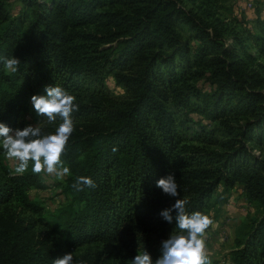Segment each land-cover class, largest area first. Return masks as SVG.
<instances>
[{"label":"trees","instance_id":"obj_1","mask_svg":"<svg viewBox=\"0 0 264 264\" xmlns=\"http://www.w3.org/2000/svg\"><path fill=\"white\" fill-rule=\"evenodd\" d=\"M188 1L21 0L14 13L10 0H0V123L23 130L31 97L46 95V86H61L79 105L61 157L72 204L43 220L50 233L1 212L12 201L40 212L29 192L44 187L46 172L34 174L30 161L16 173L0 145V264H52L85 245L123 242L141 246L155 264L159 241L179 231L163 210L183 199L189 214L202 212L214 223L215 207L238 185L258 214L213 264L264 263V155L253 153L254 144L264 151V76L251 69L248 51L253 44L264 56V27L227 45L224 30ZM12 56L21 61L15 73L2 62ZM109 78L124 96L112 95ZM189 113L216 123L222 138L202 126L194 140L204 145L190 143ZM59 123L42 128L54 133ZM169 173L178 197L156 186ZM79 176L96 187L75 191ZM74 264L108 263L82 255Z\"/></svg>","mask_w":264,"mask_h":264},{"label":"rangeland","instance_id":"obj_2","mask_svg":"<svg viewBox=\"0 0 264 264\" xmlns=\"http://www.w3.org/2000/svg\"><path fill=\"white\" fill-rule=\"evenodd\" d=\"M10 2L14 13L21 10V0H10ZM185 5L188 8H192L205 20L223 29L227 45L234 42L235 36L244 38L250 34H263L264 0H194L186 2ZM181 32L185 36L191 35L186 26L181 25ZM252 45L248 49L253 57V59L249 60L250 67L254 70H260L264 76V56H261L258 49ZM107 86L115 98L124 96V90L120 86H117L113 78L107 80ZM199 86L203 90L210 89L209 84L204 80L199 81ZM189 114L191 121L185 124V137L191 140L190 143L204 145L194 140L199 132H201L202 126H206L208 130L216 128V136L222 138L224 133L218 130L216 123L210 125V122L199 113ZM24 120L25 127L35 126L38 123L42 127L47 125L46 120L42 116L37 115L31 102L29 112L24 116ZM262 152L264 155L263 149L254 144L253 153L260 155ZM6 162L13 170L18 164L15 160L6 159ZM66 177L67 175L57 178L55 174L46 173L44 187L29 192L31 199L42 209L40 212L37 213L29 210L17 201L5 204L1 212L5 216L12 215L18 219L20 218V220H24L28 224L33 223L35 226L34 232L36 231V233H50L43 226V220H51L57 212L68 208L72 204L71 197L64 191ZM215 208L217 220L206 230L204 237L206 252L211 264L224 260L225 256L234 247L235 238L240 233L243 225L258 214L257 207L249 202L244 187L241 185L236 186L230 192L228 200L224 204L217 205ZM163 241L165 240L161 239L158 246ZM138 252H142L141 246L138 245L131 248L127 247L123 242L112 245H85L70 253H73L74 257L91 255L98 259H104L108 264H130Z\"/></svg>","mask_w":264,"mask_h":264},{"label":"clouds","instance_id":"obj_3","mask_svg":"<svg viewBox=\"0 0 264 264\" xmlns=\"http://www.w3.org/2000/svg\"><path fill=\"white\" fill-rule=\"evenodd\" d=\"M6 70L15 73L21 61L15 56L2 58ZM46 95H33L31 104L37 115L42 116L48 125L60 123L54 133H45L41 124L27 126L23 130L12 129L0 123V145L5 157L18 162L14 171L24 174L32 162V172L39 174H55L62 178L69 173L61 157L65 152L69 138L74 131L73 113L79 110L76 98L61 86H46ZM117 149H113L116 151ZM156 186L170 197H178V184L173 173L160 178ZM96 184L89 176H79L72 184L77 192L94 189ZM186 200L176 199L172 207L163 210L160 216L169 224L175 221L176 228L169 238L162 242L161 255L155 264H211L205 245V233L213 221L202 212L189 214L186 211ZM175 212V216L172 213ZM52 264H74L73 253H66L62 258H56ZM130 264H153L146 250L138 252Z\"/></svg>","mask_w":264,"mask_h":264}]
</instances>
